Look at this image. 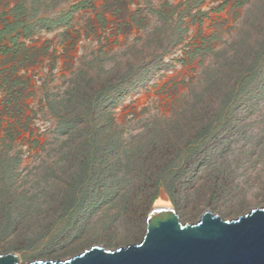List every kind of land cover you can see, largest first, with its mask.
I'll return each mask as SVG.
<instances>
[{"label": "rangeland", "instance_id": "1", "mask_svg": "<svg viewBox=\"0 0 264 264\" xmlns=\"http://www.w3.org/2000/svg\"><path fill=\"white\" fill-rule=\"evenodd\" d=\"M19 6L0 54V255L139 244L165 192L153 202L146 175L164 169L183 222L264 207V96L176 162L216 112L211 75L229 82L264 41V0H0V30Z\"/></svg>", "mask_w": 264, "mask_h": 264}, {"label": "water", "instance_id": "2", "mask_svg": "<svg viewBox=\"0 0 264 264\" xmlns=\"http://www.w3.org/2000/svg\"><path fill=\"white\" fill-rule=\"evenodd\" d=\"M153 206L139 244L107 250L93 246L65 260L24 264H264V207L233 220L205 212L195 223L183 222L171 200ZM0 264H23L18 255H0Z\"/></svg>", "mask_w": 264, "mask_h": 264}, {"label": "trees", "instance_id": "3", "mask_svg": "<svg viewBox=\"0 0 264 264\" xmlns=\"http://www.w3.org/2000/svg\"><path fill=\"white\" fill-rule=\"evenodd\" d=\"M233 1H235V6L240 8L247 4L249 0ZM79 8L80 6L74 7L76 10ZM25 13L26 10L23 6L14 9L12 11L14 22H6V26L0 30V54L6 49V47H4L5 39L24 25V22L21 21L20 18ZM24 31L25 37H28L30 35L29 32L27 30ZM249 49L248 56L243 58L241 62H238L239 60L236 58L237 55L233 59V63L230 61L228 66L230 72L229 82L220 84L218 83V79H213L211 75V87L217 86L219 91L217 96L219 95L220 99H217L216 101L218 107L215 114L205 121V124L202 127V136L195 137L194 141L188 144V147L184 146L182 149L178 150L179 153L176 159L178 164H180L184 158L193 155L198 149L202 148L207 143L212 142L214 137L229 124L235 110L238 106L244 104L245 99L253 97L254 94L257 95L256 97L264 96V92H260L262 85L261 76L263 74L262 69H264V41L251 45ZM193 58L194 53L191 54V59ZM255 86L258 88L257 93L253 90ZM90 154L92 155L93 152H90ZM93 170L95 173L98 171L97 168L92 169V171ZM176 175L177 173L174 169H164L153 172L152 176L151 174L150 176L146 175V182L149 184L144 186V191H154L155 195L153 202H155L159 197V190L164 189L171 201L174 202V187L172 180ZM83 178L84 177H81V180H83ZM152 179H154V182H152ZM80 198L81 195L77 197L76 202L78 204L80 203Z\"/></svg>", "mask_w": 264, "mask_h": 264}, {"label": "bare ground", "instance_id": "4", "mask_svg": "<svg viewBox=\"0 0 264 264\" xmlns=\"http://www.w3.org/2000/svg\"><path fill=\"white\" fill-rule=\"evenodd\" d=\"M155 206H157V207H164V206H168V204L165 203V202H163V201H161V200H159V201L156 203Z\"/></svg>", "mask_w": 264, "mask_h": 264}]
</instances>
